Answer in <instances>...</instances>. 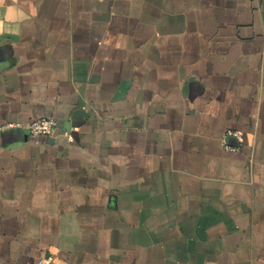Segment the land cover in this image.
<instances>
[{"label":"crops","instance_id":"crops-1","mask_svg":"<svg viewBox=\"0 0 264 264\" xmlns=\"http://www.w3.org/2000/svg\"><path fill=\"white\" fill-rule=\"evenodd\" d=\"M41 258L264 264V0H0V264Z\"/></svg>","mask_w":264,"mask_h":264},{"label":"built area","instance_id":"built-area-1","mask_svg":"<svg viewBox=\"0 0 264 264\" xmlns=\"http://www.w3.org/2000/svg\"><path fill=\"white\" fill-rule=\"evenodd\" d=\"M56 126H57V121L55 119H53V118H40V119H36V120L31 121L27 125V129L29 130V132L32 136L40 137V136L52 133ZM228 135H234L238 139L241 140V135L238 132L229 131ZM223 144L225 146V149H227L228 151L233 152L236 150V148L228 146L226 144V142H224ZM16 264H26V263L19 262ZM31 264H52V261L49 258H41L38 261H36L35 263H31Z\"/></svg>","mask_w":264,"mask_h":264}]
</instances>
